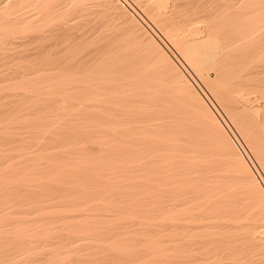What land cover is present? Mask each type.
<instances>
[{
	"label": "bare ground",
	"instance_id": "bare-ground-1",
	"mask_svg": "<svg viewBox=\"0 0 264 264\" xmlns=\"http://www.w3.org/2000/svg\"><path fill=\"white\" fill-rule=\"evenodd\" d=\"M124 3L0 0V264H264V0Z\"/></svg>",
	"mask_w": 264,
	"mask_h": 264
},
{
	"label": "rangeland",
	"instance_id": "rangeland-1",
	"mask_svg": "<svg viewBox=\"0 0 264 264\" xmlns=\"http://www.w3.org/2000/svg\"><path fill=\"white\" fill-rule=\"evenodd\" d=\"M120 2L122 3V5H124V6L126 5V4L124 3V2H126V0H125V1H124V0H120ZM127 3H128V1H127ZM125 7H126L127 9H129V11H130L133 15H135L134 12H133V11H132L127 5H126ZM27 8H28V7H27ZM28 9H29V8H28Z\"/></svg>",
	"mask_w": 264,
	"mask_h": 264
}]
</instances>
